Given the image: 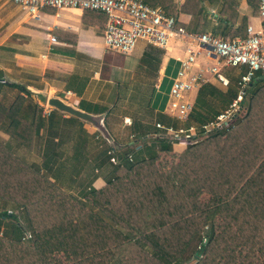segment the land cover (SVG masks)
Masks as SVG:
<instances>
[{"label":"trees","instance_id":"16d2710c","mask_svg":"<svg viewBox=\"0 0 264 264\" xmlns=\"http://www.w3.org/2000/svg\"><path fill=\"white\" fill-rule=\"evenodd\" d=\"M144 1L176 20L201 10L197 0L181 7L176 0ZM250 92L248 115L229 130L177 154L163 146L170 162L158 154L134 158L139 145H107L120 166L84 200L0 145V200L21 210L25 224L11 223L13 211L0 213V264H264V79ZM237 96L203 85L191 122L214 120ZM24 103L18 96L6 112L7 134L31 148L38 122L18 118Z\"/></svg>","mask_w":264,"mask_h":264},{"label":"crops","instance_id":"0c3cea01","mask_svg":"<svg viewBox=\"0 0 264 264\" xmlns=\"http://www.w3.org/2000/svg\"><path fill=\"white\" fill-rule=\"evenodd\" d=\"M186 1L176 0L180 7ZM197 1L200 12L193 8L177 17L188 33L245 37L249 25L258 23L260 0ZM106 28L107 17L101 13L45 9L33 16L9 0H0V102L10 106L18 94L27 98L32 93H55L84 112L106 115L105 126L122 149L136 142L134 132L124 135L127 126H115L114 121L112 127L108 126L109 117L117 114L130 118L122 109L128 100L139 98L148 100L147 105L159 114L158 119L160 115L166 116L163 113L168 94L181 62L188 58L190 51L199 48L186 38L171 40L166 49L139 42L131 54H120L106 48ZM206 59L199 57L196 66ZM207 84L217 88L220 83L211 74ZM168 86L164 101L153 99V95ZM20 87L30 94L22 93ZM197 96L198 92L191 95L194 102ZM109 110L111 113L107 116ZM52 111L45 115L41 112L42 117L37 118V136H41L43 147L36 167L63 190L84 200L91 189L103 188L117 168L113 167L98 130L89 123ZM25 113L28 120L36 119L30 104L23 108L22 114ZM6 124L0 127V141L9 148L15 147L13 151L18 155L21 150L5 133ZM137 124L138 119H134L130 128L136 129ZM138 145L143 152V146ZM182 145L175 144L178 153L186 149ZM63 150L69 151L63 154ZM7 206H0V213ZM5 227L6 221L1 222L0 218V234Z\"/></svg>","mask_w":264,"mask_h":264},{"label":"built area","instance_id":"2783aa9c","mask_svg":"<svg viewBox=\"0 0 264 264\" xmlns=\"http://www.w3.org/2000/svg\"><path fill=\"white\" fill-rule=\"evenodd\" d=\"M31 15H37L45 9L81 10L101 13L107 17L104 43L108 50L120 54H131L139 42L166 49L173 39H189L198 46L197 51H190L188 58L181 63L177 76L173 79L164 115L182 126L155 124L156 129L165 138L177 144L189 145L201 142L219 132H225L235 125L240 111L245 90L254 81L264 79V0L259 3L258 23L250 24L245 37L219 38L209 33H188L178 26V20L168 16L161 8H154L144 0H9ZM55 41V38H52ZM203 52V54H202ZM203 57L213 60L217 66L211 67L212 75L227 87L229 80L223 76V67L243 68L238 86L237 99L230 108L219 114L214 120L197 126L190 124L194 111V98L191 95L207 84L208 79L196 75L197 59ZM221 66V68L219 67ZM200 80V81H199ZM232 109L233 111H231ZM235 112L234 114H232ZM124 126H132L130 118L123 120ZM110 161L118 166L114 152L108 153ZM131 161L133 159L131 158ZM27 233L25 240L31 239Z\"/></svg>","mask_w":264,"mask_h":264},{"label":"rangeland","instance_id":"374dc122","mask_svg":"<svg viewBox=\"0 0 264 264\" xmlns=\"http://www.w3.org/2000/svg\"><path fill=\"white\" fill-rule=\"evenodd\" d=\"M200 57H203V56H200ZM214 66H217L216 62L209 60V59L203 60V61H201V64L198 67H196V69L194 70V73L196 75L200 74V76H202L203 78L208 79L210 77V75L212 74L211 71H209V69L211 67H214ZM219 68H221V66ZM243 70H244L243 68H238V67H223L221 73L223 74V76L225 78H227L229 80V85L227 87H225V86L218 84L217 88L223 93H227V91L230 89L231 91L236 92L239 95L240 88L238 86V81H239L240 75L243 72ZM168 89H169V86L163 92L153 95V99L154 100L158 99V101L162 99L164 101L167 98ZM32 94H33L32 96H29L27 98L20 95V94L17 95V97L22 96L25 99V103L23 104L21 110L17 114L18 118L22 119L25 122V124L33 122V120H28L27 113H25L24 115L22 114V110L27 104L28 105L30 104L31 106H33L34 116L36 117V120L40 116L42 117L41 112H43V114L45 115V114H49L50 111L53 110L48 106L47 101L51 95L55 96V93L45 92V93H42L40 95H37L34 93H32ZM251 95H252V93L250 92V88H247L245 90V95H244L245 96L244 104L241 105L240 111L237 113V120H236L235 125H237L241 120H243L248 115ZM55 97L60 98L61 96L60 97L55 96ZM16 98H15V100H16ZM61 99H63V98H61ZM15 100L13 101V103L15 102ZM63 100L66 101L65 99H63ZM147 102H148V100H146L144 98H139V99H135V100H128V103L126 104L125 109H122V110H124V112L130 114V115H128V117H130L131 120L133 119V121H132L133 124H134V119H136V120L138 119V124L136 126V129H132L130 127L125 126L127 128V130L124 131L125 134L124 133L123 134L125 136H129L131 132H134V134L137 135L136 142H130L129 145H132L133 147H135L138 144H141V146H143V148H144L143 152H135L133 155L134 158H136V159L149 158L155 154H158V155H161L162 159L170 162L172 160V157L170 155L162 152V150H163L162 147L163 146L173 147L174 148L173 153H176V154L179 152V149H178V147L175 146V144H176L175 142L171 141L170 139L165 138L163 135H156L155 134V133L160 134V132L154 126L156 121H159V119H158L159 114L155 113V111L151 107V105L150 106L147 105ZM133 104H136V105H133ZM11 105L5 106L0 102V127L4 122H7L6 128H5L6 134H7V128L10 125V119L8 117L5 118V114L7 115L6 112L11 109L10 108ZM229 108L230 107L223 110L222 112L228 110ZM230 110L233 111L232 109H230ZM234 113L235 112H233L232 114H234ZM124 118L125 117L119 116L117 114L110 116L109 120L107 121L108 126L110 125V127H112L111 122L114 121L115 126L120 124L122 127V124L124 126V123H123ZM171 120H172V123L174 125L175 124H177L178 126L183 125L182 123H177L173 119H171ZM159 122H161V121H159ZM190 124L196 125V123H192V122H190ZM123 128H122V130H123ZM112 129H113L112 130L113 133L115 135H118L116 133V129L115 128H112ZM11 138L14 139L13 144H16L17 147L21 150V152H19L18 155L13 151V150H15V147L9 148L8 146H5L3 143H1L2 141H0V145L3 147H6L8 150L11 151V153H13L15 156L19 157L23 161L29 163L38 171H41L36 167L38 165V162H40L38 155L41 154L42 147H43L42 146L43 142H41V136L35 135V139L34 140L32 139V147L31 148H28L26 145L21 144L15 138H13V137H11ZM102 142H103L104 147H107V145H109L108 142H104V141H102ZM120 143H122V142H120ZM194 144H196V143H194ZM189 145H193V144H189ZM189 145H182V146L187 148ZM67 151H69V150H63V154ZM133 156H132V158H133ZM119 166L120 165L116 166L113 164V167L117 168ZM60 173H62V170H60L59 175H61ZM64 181H65V179H64ZM58 186L61 188V186L59 184H58ZM4 205L5 204H3V201L0 200V206L2 207ZM1 207H0V211H1ZM7 209L15 212V214H17L16 215L17 218L13 219V222H11L13 225H17V226L18 225H22V226L25 225L24 220L20 216L21 210L15 209L14 204H11V203L8 204ZM27 233L31 234V236L33 235L31 231H28ZM0 235H2V234H0ZM194 262L195 261L190 260L187 264H194Z\"/></svg>","mask_w":264,"mask_h":264},{"label":"water","instance_id":"95a60500","mask_svg":"<svg viewBox=\"0 0 264 264\" xmlns=\"http://www.w3.org/2000/svg\"><path fill=\"white\" fill-rule=\"evenodd\" d=\"M48 106L58 111L62 114L69 115L70 117L76 118L78 120H81L83 122L91 124L98 132H100L105 139L106 142L109 143V146L115 150H121L122 147H120L117 142L111 137L109 131L107 130L105 126V118L106 115H93L87 112H84L78 108H75L74 106L70 105L66 101L55 97L54 95L50 96L48 98Z\"/></svg>","mask_w":264,"mask_h":264}]
</instances>
